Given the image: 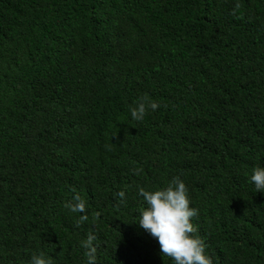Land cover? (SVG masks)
<instances>
[{
	"label": "trees",
	"instance_id": "1",
	"mask_svg": "<svg viewBox=\"0 0 264 264\" xmlns=\"http://www.w3.org/2000/svg\"><path fill=\"white\" fill-rule=\"evenodd\" d=\"M256 166L264 0H0V264H174L138 222L177 176L213 264H264Z\"/></svg>",
	"mask_w": 264,
	"mask_h": 264
},
{
	"label": "clouds",
	"instance_id": "2",
	"mask_svg": "<svg viewBox=\"0 0 264 264\" xmlns=\"http://www.w3.org/2000/svg\"><path fill=\"white\" fill-rule=\"evenodd\" d=\"M239 7V5H237ZM146 97H142L143 101ZM148 107L155 110L159 104L151 102ZM132 118L142 120L146 114L143 102L131 109ZM250 180L255 185L256 192L264 193V167L252 169ZM147 204L139 218V226L155 238L160 245L162 257L170 258L174 264H213L206 253L207 245L204 239L196 235L197 228L191 222L198 216V210L191 207V200L186 184L177 176L165 187L155 191L140 189ZM77 199H79L77 197ZM72 211H84V203L66 205ZM87 219L81 217V221ZM95 236L90 234L82 247L87 249V264H96V248L93 246ZM30 264H51V260L43 253L33 254Z\"/></svg>",
	"mask_w": 264,
	"mask_h": 264
}]
</instances>
